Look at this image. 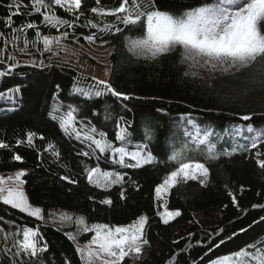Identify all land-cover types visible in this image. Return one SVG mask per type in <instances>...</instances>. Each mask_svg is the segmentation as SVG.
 Returning <instances> with one entry per match:
<instances>
[{"label":"trees","instance_id":"obj_1","mask_svg":"<svg viewBox=\"0 0 264 264\" xmlns=\"http://www.w3.org/2000/svg\"><path fill=\"white\" fill-rule=\"evenodd\" d=\"M121 2L100 0L97 4L96 0H82L81 8L74 12L53 6L51 11L55 15L74 21V27L62 26L57 30L42 23L43 16L34 12L31 0H17L20 14L12 15V27H6V18L17 11V6L14 0H0V32L9 41L12 28L26 23L37 25L26 29L29 41L36 40L37 29L41 36H57L67 31L68 42L80 44H87L84 37L95 34L92 43L111 47L107 81L129 97L124 99L108 92L95 96L94 90L101 86L72 66L49 62L42 55V40L35 46L30 43L21 52L24 33H18L21 39L15 45L9 42L6 48L0 38V60L3 61L0 71L15 64L8 74L0 77V143L6 145L0 148V174L24 170V192L30 204L41 208L43 219L58 211L83 218L89 227L93 224L111 227L129 225L140 216H147L146 252L136 260L126 257L121 264H209L264 241V207H254L264 205V169L259 167L256 157L260 151L259 159L264 160V143L252 149L253 134L247 131L243 135L228 134L236 126L249 123L257 129L264 128V85L260 82L264 77L259 67L205 78L189 71L180 48L156 60L137 58L128 51L126 37L141 33L125 28L114 16L91 11L94 7L110 10ZM203 2L156 0V6L181 14ZM89 20L99 27L92 28ZM105 24L113 25L111 31L100 30ZM116 27L122 31L116 32ZM10 55L15 61L8 60ZM8 94L12 95V101L3 99ZM70 108L76 109V126L106 133V139L115 147L123 143L129 149H136L139 145L151 152L155 160L139 168L125 167L112 161L110 153H101L90 141L69 135L61 128L60 118ZM245 115L252 119L242 120ZM195 126L218 134L209 137V141L215 145L219 158L207 159L205 146H200L199 152L186 153L192 162L208 167L207 182L201 185L199 180H193L170 189L164 205L168 211L181 214L164 224L158 215L162 208L155 188L178 166L168 160L173 150L184 143L192 146L191 136L185 133H194ZM120 128L127 129L129 142L115 139ZM146 130L151 132L152 139L145 137ZM29 134H32L31 144ZM95 138L100 136L96 134ZM240 145L250 150L244 151ZM234 148L237 151L233 152ZM84 152L89 155H82ZM16 156L21 159H14ZM125 163L134 164L132 160ZM95 167L122 175L123 182L108 187L89 183L87 170ZM105 199H111L112 204L101 203ZM23 227L39 230L38 243L41 247L47 245L45 252L36 257H26L24 253L14 255L18 250L14 242ZM71 229L43 224L0 202L3 239L9 233L15 234L8 246L4 241L0 264H11L13 260L17 264H83L76 245L69 238ZM93 233H80L78 242L89 240Z\"/></svg>","mask_w":264,"mask_h":264},{"label":"snow or ice","instance_id":"obj_2","mask_svg":"<svg viewBox=\"0 0 264 264\" xmlns=\"http://www.w3.org/2000/svg\"><path fill=\"white\" fill-rule=\"evenodd\" d=\"M99 4L100 0H96ZM82 0H31V7L35 13L43 16L46 26L59 30L62 26L74 27V21L62 19L55 15L53 6H59L68 12H74L81 8ZM17 11L10 13L5 20L6 27H12V15L20 14L17 0H14ZM13 7V5H8ZM48 10V11H42ZM91 11L97 15H110L116 17L125 28H131L139 31L141 35L135 37H126L128 41V51L137 58L145 60H156L162 55L172 52L177 48L182 49V58L195 63L203 62V65L210 66L212 69H219L223 72H231L233 69L237 72L258 66L261 77H264V0H205L196 7H190L181 14L160 10L156 6V0H122L118 7L105 10L103 8H92ZM82 14V13H81ZM79 18L78 16L76 17ZM88 25L92 28H98V23L91 20ZM85 25V26H88ZM113 25L105 24L101 31H111ZM37 28L34 23H26L19 28H12L11 41L0 32V38L3 39L5 48L9 42L15 43L21 39L18 33H24V48L20 49L24 52L29 44L33 46L39 41L43 42V51L52 52L53 45L60 47L62 41L69 36L67 31L57 36H41L37 29L35 32L36 40L29 41L26 35V29ZM116 32L122 29L116 27ZM89 43L94 42L95 34L84 37ZM8 60L15 61L14 56H8ZM0 63H3L0 60ZM43 63V61H41ZM15 67L13 64L8 70L0 71V77L5 76ZM95 79V78H93ZM261 84L264 85V79ZM96 84L101 86L94 90L95 96H101L105 92L114 96L128 99L126 95L116 91L112 85L106 80H96ZM93 90H89L91 95ZM59 110V109H57ZM76 109L70 110L60 118L61 128L69 135L74 134L78 139L81 137L82 130L75 127ZM244 121H250L251 116L245 115L241 117ZM198 126L194 127V134L191 136V147L189 143H184L178 150L174 149L169 155L168 160L175 162L178 166L172 170L155 188V195L158 200L162 199L170 191L179 184L188 181L199 180L201 185L206 184L209 175V169L204 163L192 162V157L186 155L188 152H199L200 146L206 147V158L216 160L219 154L216 152L215 145L210 143L209 137L215 133L211 129L202 131ZM247 131L253 134L250 137V147L257 149L260 143H264V128L257 129L251 123L246 126H236L231 130L230 135H243ZM98 134L100 139H95ZM106 133L99 132L97 129L89 128L84 132V139L95 145L101 153L111 151L114 155H118L117 163L125 167H142L145 164H152L155 157L148 152L142 155L140 146L137 145V151L130 152L127 147H113L111 142L106 139ZM218 135V134H215ZM129 133L126 128H120L116 133L115 139L121 142H129ZM145 137L152 139V134L146 130ZM249 139V137H245ZM28 143H32V134L28 136ZM6 145L0 143V148ZM53 145H49L52 148ZM146 148L147 145H144ZM240 149L249 151L245 145H240ZM237 149H233V152ZM95 152V149H93ZM231 155L232 153H224ZM58 155V153H57ZM88 156V152L82 153ZM261 152H256L257 163L261 169H264V160L259 159ZM125 157H129L134 164H126ZM20 160L21 157H14ZM88 171L89 183H96L100 186V177L104 180V186L111 184H119L123 182L122 175L110 172H101L99 167L91 168ZM26 175L25 172H17L13 177H7L8 180H14L12 186L5 184V178L0 176V202L4 205H10L13 209H18L21 213H27L28 216L37 219H43L42 210L39 207H32L29 199L23 191L22 185L24 181L21 179ZM95 178V179H94ZM74 183V181H70ZM123 198V192L121 193ZM235 203V197H233ZM101 203L111 205V199H105ZM165 211L158 213L164 224H168L171 219H175L181 213L179 211H168L167 205H164ZM254 207H264V205H256ZM147 216H140L133 223L126 226H109L107 224H93L90 227L85 225L83 232H94L91 240L85 247H77V252L81 254V259L91 261L93 257L101 260V264H121L130 254L139 255L142 252L143 245L148 244V240L144 238V228L147 223ZM79 224H84L83 218H79ZM243 231V230H242ZM22 240L16 242L17 252L14 255L27 253L32 257H36L38 253L46 251L47 245L39 246L38 237L39 230L30 227L22 229ZM70 239L75 241L74 236ZM223 243V241H221ZM95 246V248L93 247ZM11 264H17L13 260ZM212 264H264V241L255 242L239 251L229 254L227 257L217 258Z\"/></svg>","mask_w":264,"mask_h":264},{"label":"rangeland","instance_id":"obj_3","mask_svg":"<svg viewBox=\"0 0 264 264\" xmlns=\"http://www.w3.org/2000/svg\"><path fill=\"white\" fill-rule=\"evenodd\" d=\"M42 52H43L42 55L46 56L48 58L49 62H58V63L67 64L69 66H72L75 69H77L81 74L86 75L87 77H90L92 79L95 78V79H93L95 81L96 80H106L107 81L109 78L110 68H111V65L108 61V57H109L110 52H111L110 46H107V45L96 46L94 43H89L88 41H87V44H80L76 41H75V43H70V42H68V39H66V40L62 41L60 47L53 45V51L52 52H44V51H42ZM185 62L188 63L190 72H192V73L194 72L195 74L203 76L205 78H210L213 76H218V75L228 73V72H223L219 69H212L210 66H207V65H203L202 61L200 63H195V62L190 61V60H185ZM232 71H235V70L233 69ZM3 96H4L3 97L4 100H8V98H9V100L12 101L13 97L11 94L3 95ZM189 124L192 125V122H190ZM75 127L78 130H82L81 137L84 138V132L87 130H85V128L82 126H76L75 125ZM95 139H100V138H95ZM121 146H124V145L121 144L118 147H121ZM113 147H115V146H113ZM140 150H141L142 155H147V153L144 152L142 149H140ZM129 151L132 152L133 150H129ZM134 151H137V150H134ZM108 153L111 154V156L113 157V158L111 157V159L114 160L115 162L119 159L118 155H114L111 151H108ZM114 156H115L116 160H115ZM125 158L130 159L129 157H125ZM134 163H135V161H134ZM20 171L24 172L23 169H17L14 172L9 173L7 175L0 174V176L5 178V184L7 186H12L14 183V180H8L7 177L11 176L14 178L15 174L17 172H20ZM101 172H104V171H101ZM110 173H112V172H110ZM21 179H22V177H21ZM100 186H102V187L104 186V180L102 177H100ZM22 188H23V185H22ZM23 191H24V189H23ZM164 199H165V196L160 200L157 199L159 201L160 207L162 208L160 213H163L165 211ZM32 207H37V206L32 205ZM25 214H27V213H25ZM142 216H145V215H142ZM33 218L37 219L35 217H33ZM79 218H81V217L73 216V215L67 214V213L65 214L63 212L53 211L51 213V215L48 217V219H37V220L42 221L43 224L49 223V224H53L54 226H57L59 228H72L71 231L68 232L69 237L74 236L75 241L73 239H71V240L74 242L76 247L79 246V247L83 248L88 244V242L91 240L92 236L95 235V233H93V235L91 236V238L89 240H87L85 242H81V243L78 242L77 237L79 236V234L85 233V232H83V227L85 226V224H83V225L79 224L78 223ZM121 226H126V225H121ZM145 227H146V225H145ZM23 228L20 229V231H19L20 237L19 238L17 237L16 242L18 240H22V238H23L22 237V229ZM144 231H145V228H144ZM14 236H15L14 233H9L7 238L5 237V239H3V234L0 230V252H2L1 250L3 248L4 241L5 240L7 241V246H8L9 244H11L10 242H12L14 240ZM16 242H14V243L16 244ZM93 247L95 248V246H93ZM146 249H147L146 245H143L142 252L139 255L133 253V254H130L128 257L133 258V260H136V259L140 258L146 252ZM24 254L26 257L30 256L27 253H24ZM78 254L81 257V254L79 252H78ZM230 254H232V253H230ZM228 255L229 254L221 256V257H227ZM0 257H1V253H0ZM221 257H219V258H221ZM81 260H82L83 264H101V260L96 258V257H93L90 262L87 261L86 259H81ZM216 260L217 259H215L214 261H216ZM212 262H210L209 264H212Z\"/></svg>","mask_w":264,"mask_h":264}]
</instances>
